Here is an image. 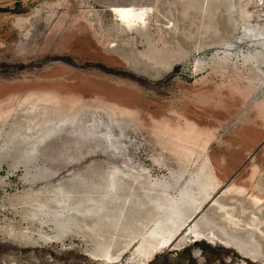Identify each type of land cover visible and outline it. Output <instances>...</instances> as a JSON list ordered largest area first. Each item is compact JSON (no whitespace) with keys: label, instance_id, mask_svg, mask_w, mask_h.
Returning a JSON list of instances; mask_svg holds the SVG:
<instances>
[{"label":"rangeland","instance_id":"374dc122","mask_svg":"<svg viewBox=\"0 0 264 264\" xmlns=\"http://www.w3.org/2000/svg\"><path fill=\"white\" fill-rule=\"evenodd\" d=\"M132 3L143 26L113 12ZM252 190L264 0H0V264H264ZM198 209L205 235L157 249Z\"/></svg>","mask_w":264,"mask_h":264},{"label":"bare ground","instance_id":"6f19581e","mask_svg":"<svg viewBox=\"0 0 264 264\" xmlns=\"http://www.w3.org/2000/svg\"><path fill=\"white\" fill-rule=\"evenodd\" d=\"M131 4V3H130ZM133 4V3H132ZM142 4V3H141ZM136 5V4H135ZM115 10H121L122 12H123V16L121 15V12H118V11H115ZM130 10V11H129ZM150 10H151V7L150 6H146V5H140V6H134V4L133 5H125V4H116V5H113V12L115 13V16L117 17V19L119 20V22L123 25V26H125V27H127V28H130V27H132V26H134V25H141V26H143L144 24H146V18H147V16H148V13L150 12ZM255 34V35H254ZM256 36V33H253L252 34V37H255ZM221 68V67H220ZM49 93H47V95H48ZM52 95V93L50 94V96ZM54 95H56V94H54ZM53 95V96H54ZM43 96H45L44 94H43ZM52 96V97H53ZM42 97V96H41ZM47 97V96H46ZM45 97V98H46ZM48 97H49V95H48ZM56 97V96H55ZM54 97V98H55ZM54 98L53 99H51V100H54ZM37 99H38V97H37ZM40 99H42V98H40ZM40 99H38V100H36V101H40ZM48 99V98H47ZM46 99V100H47ZM56 99H58V100H60L61 98H58V96H57V98ZM28 100H30L31 102H33L31 99H27V101ZM50 100V101H51ZM30 101H28V102H30ZM27 102V103H28ZM43 102H44V99H43ZM55 102V101H54ZM57 102V101H56ZM58 102H60V101H58ZM53 103V102H52ZM53 104H55V103H53ZM32 105H34V104H32ZM58 105H59V103H58ZM114 112H116V113H121V114H125V115H130L131 114V112L133 113L134 111H129L128 109H126V108H122V107H117V106H111L110 107ZM120 114V115H121ZM134 114V113H133ZM132 115V114H131ZM186 132V131H185ZM184 132V133H185ZM192 132H193V130H192ZM194 132H196V130H194ZM171 134V133H170ZM180 134V133H179ZM183 134V133H182ZM196 134V133H195ZM191 135V134H190ZM198 135H199V133H198ZM89 137H91V135H88ZM93 136V135H92ZM168 137V136H167ZM184 137V136H183ZM201 138H202V135L200 136ZM205 137V136H204ZM166 138V137H165ZM170 138V137H169ZM201 138H200V141H201ZM193 140V139H192ZM203 140V139H202ZM205 140H207V139H205ZM209 140H211V138L209 139ZM252 141V140H251ZM202 143V142H201ZM183 144V143H182ZM185 145H187V144H185ZM192 145V144H191ZM182 146V145H181ZM188 146H189V144H188ZM192 146H194V145H192ZM202 147H203V145H201ZM185 147V146H184ZM196 147V146H195ZM190 148V147H189ZM192 148V147H191ZM181 149V148H180ZM184 149V148H183ZM182 149V150H183ZM198 149V148H197ZM181 150V151H182ZM186 150V149H185ZM199 151V150H198ZM179 152V151H178ZM184 152V151H183ZM186 152H188L187 150H186ZM192 152V151H191ZM190 152V153H191ZM189 153V154H190ZM184 154V153H183ZM188 154V153H187ZM188 154V155H189ZM192 154V153H191ZM193 154H195V153H193ZM192 154V155H193ZM197 154V153H196ZM211 154V153H210ZM206 155H207V153H206ZM179 156V155H178ZM183 156V155H182ZM181 156V157H182ZM197 156V155H196ZM180 157V158H181ZM186 157V156H185ZM184 157V158H185ZM195 157V156H194ZM206 157V156H205ZM188 158H190V157H187V159ZM197 158V157H196ZM71 160V159H70ZM186 160V159H185ZM208 160H209V162H210V164H209V166H211L212 168H211V172H210V176H211V178H209V179H211V187H210V189L207 191V196H205V197H207V199H208V197H210L218 188H220V186L224 183V181H225V178L226 177H224L223 176V170H222V173H221V167H219L218 166V164H217V162L211 157V156H209V158H208ZM208 162V161H207ZM200 163V162H199ZM229 163V162H228ZM187 164V163H186ZM200 166V165H199ZM230 167V166H229ZM221 168V169H220ZM210 169V168H209ZM226 169H229V168H227L226 167ZM206 171V170H205ZM229 171V170H228ZM207 173V172H206ZM205 173V174H206ZM230 173V172H229ZM228 173V174H229ZM225 174H226V172H225ZM209 175V174H208ZM207 176V175H206ZM226 176H227V174H226ZM208 180V179H207ZM208 182H209V180H208ZM233 185V184H232ZM164 186V187H163ZM181 186V185H180ZM234 186H236V184L234 185ZM162 187L163 188H165L166 190H167V188H168V185L166 184V183H164V185H162ZM165 189H163V190H165ZM232 190V189H231ZM185 191V193H187L186 192V190H184ZM253 191V190H252ZM162 192V191H161ZM238 192L239 193H243L244 191H243V189H239L238 190ZM198 194V193H197ZM250 196H251V198L253 199V201L255 202V203H260L261 201H263L264 200V194H262V193H260V192H252L251 194H250ZM193 200V199H192ZM195 201V200H194ZM206 201V200H205ZM193 204H195V203H193ZM196 204H197V202H196ZM199 204V203H198ZM197 204V205H198ZM183 206V205H182ZM196 206V205H195ZM194 206V207H195ZM203 206V205H202ZM200 207V206H199ZM198 207V208H199ZM178 210V209H177ZM191 210V209H190ZM199 210L200 209H198V210H196V212H194V214H192L190 217H189V219L186 221V222H184V223H181L180 225H174V227H172L171 229H169V232H168V234L167 235H165L162 239H161V241L159 242V246L157 247V249H163V248H166L167 247V245L169 244L170 245V242L174 239V237L176 236V234H178L179 232H181L183 229L184 230H189L190 231V233L192 234V236H191V239L192 238H198V237H201V236H203V235H205L204 233H202V232H198V231H194V230H192V224H191V221H192V219H194L195 217H196V215H197V213L199 212ZM180 214V216H181V213H179ZM178 214V215H179ZM229 214V213H228ZM231 216V215H230ZM229 216V217H230ZM188 226H189V228H188ZM207 237V239H209L210 241H212V242H215L216 241V237L214 236V234H208V236H206ZM205 237V238H206ZM204 238V237H203ZM217 242V241H216ZM168 245V246H169ZM156 249V250H157ZM104 257L105 258H108V255L107 254H104Z\"/></svg>","mask_w":264,"mask_h":264},{"label":"water","instance_id":"95a60500","mask_svg":"<svg viewBox=\"0 0 264 264\" xmlns=\"http://www.w3.org/2000/svg\"><path fill=\"white\" fill-rule=\"evenodd\" d=\"M251 33L253 34V32H251ZM256 36H259V34L256 33ZM74 176L76 178H78L79 180H87V177L84 174H82V173L81 174L74 173ZM67 198H68V196L66 194L65 197H64V199H63V201L61 202V200H59L58 203H66L67 202Z\"/></svg>","mask_w":264,"mask_h":264},{"label":"snow or ice","instance_id":"6c2138e0","mask_svg":"<svg viewBox=\"0 0 264 264\" xmlns=\"http://www.w3.org/2000/svg\"><path fill=\"white\" fill-rule=\"evenodd\" d=\"M115 11H118V12H121V15L123 16V12L121 10H115ZM130 11V10H129Z\"/></svg>","mask_w":264,"mask_h":264}]
</instances>
